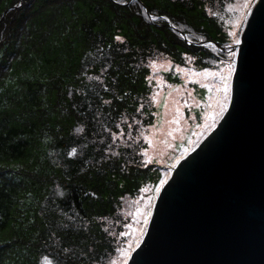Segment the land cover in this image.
Here are the masks:
<instances>
[{
	"label": "trees",
	"instance_id": "obj_1",
	"mask_svg": "<svg viewBox=\"0 0 264 264\" xmlns=\"http://www.w3.org/2000/svg\"><path fill=\"white\" fill-rule=\"evenodd\" d=\"M230 1L0 0V264H111L156 172L149 62L218 66Z\"/></svg>",
	"mask_w": 264,
	"mask_h": 264
},
{
	"label": "water",
	"instance_id": "obj_2",
	"mask_svg": "<svg viewBox=\"0 0 264 264\" xmlns=\"http://www.w3.org/2000/svg\"><path fill=\"white\" fill-rule=\"evenodd\" d=\"M250 12L235 105L174 169L127 264H264V0Z\"/></svg>",
	"mask_w": 264,
	"mask_h": 264
},
{
	"label": "rangeland",
	"instance_id": "obj_3",
	"mask_svg": "<svg viewBox=\"0 0 264 264\" xmlns=\"http://www.w3.org/2000/svg\"><path fill=\"white\" fill-rule=\"evenodd\" d=\"M256 1L253 0L252 7ZM243 4L244 0H231L226 4L221 15L228 34L234 30V19L242 14ZM242 30H240V35ZM228 37V44L232 45L231 35ZM233 47L236 46L233 45ZM218 67L219 65L200 68L195 67L191 62L179 65L166 57L149 62L148 81L151 85L150 102L154 106V121L151 125L141 127L137 140H143L145 143V148L142 149L143 161L147 164H154L156 172L149 183L126 201L124 210L119 211L117 221L126 217L123 223H119L121 229L118 230L114 219L107 222L113 232L119 231V248L126 247V241H134L138 236L137 227L140 217L136 210L143 207V197L154 195L153 189L164 172L168 171V165L172 163L173 156L179 154L181 146L187 147L189 140H195V134L201 131L197 125L203 124L207 114L211 112L216 95L210 87L215 83L210 73ZM205 69H208L207 73ZM212 130L204 134L201 142ZM124 132L128 133L126 137L129 138L131 131ZM124 138L121 139L124 140ZM173 171L169 173L170 176ZM125 224L129 225L127 229L124 227ZM122 232H127L128 235H121ZM145 235L141 237L142 241ZM136 249L137 247L133 244L131 255ZM122 262L123 254L117 250L111 264H122Z\"/></svg>",
	"mask_w": 264,
	"mask_h": 264
},
{
	"label": "snow or ice",
	"instance_id": "obj_4",
	"mask_svg": "<svg viewBox=\"0 0 264 264\" xmlns=\"http://www.w3.org/2000/svg\"><path fill=\"white\" fill-rule=\"evenodd\" d=\"M252 5L253 0H244L243 12L241 15L235 17L233 22L234 30L229 33L232 37V45H228L226 53H223L218 57L219 67L210 73L215 81V83L210 87L213 91H215L216 95L211 112L207 114L203 124L197 125L201 131L195 134V140L188 141L187 147L181 146L179 154L173 156L172 163L168 165V171L164 172L163 176L159 179V182L155 185L153 189L154 195H146L143 197V207L136 210L137 215L140 217L138 221L139 226L137 227L138 236L134 241H126V247L118 249V251L123 254L122 264H127V259L131 255L133 244L137 248L141 245V237L146 234L145 230L153 221L154 212L157 210V205L154 201L160 197L161 190L165 188V185H167L171 179L169 173L176 169L177 166L181 164V161L185 160L191 152H195L196 149L200 147L201 138L204 134L214 129L217 126V123L225 118V114L229 112L230 108L234 107L235 78L238 74V58L242 55L243 49L242 47H233V45L242 46L243 44L240 30L243 29L245 25L249 24V16L252 15L250 12ZM152 19L156 20L157 17L153 16ZM165 19H167V17H165ZM115 39L122 42V38L120 36H116ZM204 71L207 73L208 69H205ZM104 103L107 104L108 101H104ZM122 124L127 125L129 128L132 127V125L127 124L126 121L122 122ZM108 135L111 140L116 141L126 137L128 133L124 132L122 128H117L116 131H111L110 129ZM76 151V148H73L69 155H75ZM144 154L146 155V150ZM104 159L105 157L101 156V161ZM140 166L146 167L147 163L142 162ZM124 227L127 229L129 225L125 224ZM121 235L127 236L128 233L122 232Z\"/></svg>",
	"mask_w": 264,
	"mask_h": 264
}]
</instances>
